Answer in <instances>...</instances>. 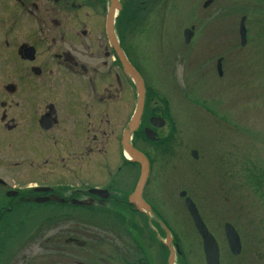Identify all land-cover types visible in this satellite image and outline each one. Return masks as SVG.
Instances as JSON below:
<instances>
[{
    "label": "rangeland",
    "instance_id": "rangeland-1",
    "mask_svg": "<svg viewBox=\"0 0 264 264\" xmlns=\"http://www.w3.org/2000/svg\"><path fill=\"white\" fill-rule=\"evenodd\" d=\"M204 1L157 0L153 9L140 14L136 27L121 30L126 52L143 79L145 113L154 112L164 120L163 127L154 128L158 140L148 141L141 132L132 139L150 165L143 197L151 200L157 214L152 221L154 228L159 232L167 228L179 244L182 264H205L201 239L179 197L182 190L195 202L217 240L220 264H264V0H214L203 8ZM243 16L246 41L241 46L238 24ZM192 24L195 36L185 45L182 32ZM220 57L222 77L216 73ZM128 86L126 83L129 95ZM121 127L110 125L114 136L104 160L110 170L121 166L116 191L123 197L133 190L138 166L120 155L114 137ZM10 141L11 154L5 145L0 146V178L7 188H24L34 182L55 185L61 163L54 156H45L46 162L39 157L46 144H37L29 136H15ZM192 150L197 158L191 156ZM97 156L95 152L89 159ZM104 160L71 165L72 174H66L67 179L72 184L77 183V176L88 181L93 170L90 182L101 185L96 170H102L99 163ZM16 162L19 164L14 165ZM29 164L35 167H26ZM32 207L29 230L20 225L11 232L3 226L0 264H70L68 251L74 242H52L55 222L37 220H48L50 210ZM56 222L70 230L77 224L76 234L67 231L70 234L65 238L75 240L78 260L119 258L120 250L128 257L130 245L137 248L111 221L90 223L82 216L72 223ZM226 222L240 237L238 255L228 250L223 232ZM40 225L42 229H38ZM159 236L164 239L162 232ZM34 241L43 248L33 245ZM147 242L149 245L143 242L142 246L151 252L153 243Z\"/></svg>",
    "mask_w": 264,
    "mask_h": 264
},
{
    "label": "flooded vegetation",
    "instance_id": "flooded-vegetation-1",
    "mask_svg": "<svg viewBox=\"0 0 264 264\" xmlns=\"http://www.w3.org/2000/svg\"><path fill=\"white\" fill-rule=\"evenodd\" d=\"M207 1L209 6L214 0H205L203 8L207 7L204 6ZM156 2L0 0V146L5 145L11 154L10 139L29 136L37 144L47 145L39 152V157H44L43 162L47 161L45 156L48 155L54 156L61 163L56 170L58 175L55 185L34 182L33 185L26 183L24 188L12 189L7 188V184L0 178V189L3 192L0 195V237L4 227H9L11 232L17 231L20 225L25 226L24 230H29L27 226L34 211H31L34 209L32 206H41L50 210L49 218L46 220L40 217L37 220L52 221L56 225L54 229H49L53 234L56 233L52 236V242L75 244L74 239L66 240L65 237L70 234L67 231L76 234L74 225L77 224H73L70 230L63 229L62 224L56 221L72 223L83 216L90 223L100 220L102 224L113 222L122 228L137 247H128V257L126 251L120 250L117 253L119 258L107 256L104 260L94 262L76 259L78 247L73 244V248L70 247L68 251L70 264H182L183 252L169 230L165 227L160 229L163 239L153 226V217L157 214L151 200L143 197L142 192L141 200L148 209L137 199L129 200L140 177L141 163L129 160L138 166V175L133 190L122 197L116 191L120 184L118 179L121 166L118 165L116 171L110 170L104 160L105 156H109L110 137L114 136L113 128L111 131L109 129L110 125L122 126L114 140L120 146V155H123L122 137L128 129L137 103L135 85L121 63L116 48L111 44L109 28L113 30L118 49L138 72L126 52L121 30L126 26L136 27L137 21L141 19L140 14L153 9ZM191 27L193 35L190 41L196 31L193 24L186 28ZM218 60L220 69L217 67ZM221 63L220 57L216 60V73L219 77L223 75ZM126 83L129 85V95ZM145 101L146 94L138 127L130 133L133 147L132 139L140 136V132L144 135L146 127H151L156 133V138L151 141L158 140L155 129L159 128L152 126L150 119L159 116L154 112L145 113ZM88 137L91 139L89 142ZM94 145L97 147L94 148ZM95 152L98 156L89 159ZM144 156L147 158L146 154ZM96 158L104 160L99 163L102 170H96L101 185L90 182L93 170H90L88 181L77 176V183L72 184L67 179L66 174L70 171L72 174L71 165H90ZM25 162L20 163L25 165ZM122 163L125 161L122 160ZM8 166L14 168L12 164ZM26 167L35 166L29 164ZM93 189L100 193H93ZM77 208L84 212L78 214ZM40 227L42 225L38 229H42ZM147 241L153 243L151 252L142 246L143 242L149 245ZM33 243L43 248L39 242ZM42 257L39 256V259Z\"/></svg>",
    "mask_w": 264,
    "mask_h": 264
},
{
    "label": "water",
    "instance_id": "water-1",
    "mask_svg": "<svg viewBox=\"0 0 264 264\" xmlns=\"http://www.w3.org/2000/svg\"><path fill=\"white\" fill-rule=\"evenodd\" d=\"M208 3L209 1L205 2L204 6L206 7ZM244 22H245V17H241L239 22V35H240L241 45L245 44V37H246ZM192 29H193L192 27L186 28L183 31V38L186 44L190 41L193 35ZM109 32H110L109 36H110L111 44L116 48L119 59L123 64L126 72L132 78L137 92V103H136L135 112L131 118L130 123L128 124V129L125 130L122 137V148L125 154L130 159L139 161L142 166L140 177L137 181L134 191L129 196V200L134 201L135 199H137L138 202H140L145 209H148V206L141 200L142 191L145 186L148 170H149L148 161L145 158V156L137 149H135L130 143V133L137 129L139 119L143 112L144 94H145L144 84L139 73L134 70L131 64L125 59L123 53L118 49V45L115 41L112 28L111 29L109 28ZM217 67L218 69H220V60H218ZM150 123L156 128H160L164 125V120L161 117H151ZM144 133L146 137L150 140H154L156 138V133L149 127L144 128ZM191 156L193 158H197V152L195 150H192ZM91 191L93 193H100L99 190L96 189H93ZM179 196L181 198H184L185 208L190 216V219L197 234L201 239V246H202V252H203L205 264H219V246L215 237L208 230L193 200L190 197L186 196V192L185 191L179 192ZM223 232L229 251L233 255H238L241 251V241L236 229L232 224L226 222L223 225Z\"/></svg>",
    "mask_w": 264,
    "mask_h": 264
}]
</instances>
